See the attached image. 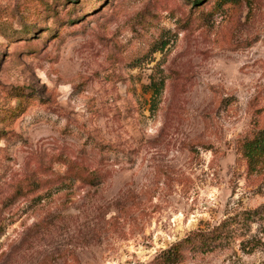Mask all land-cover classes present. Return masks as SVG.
I'll list each match as a JSON object with an SVG mask.
<instances>
[{"label": "rangeland", "instance_id": "1", "mask_svg": "<svg viewBox=\"0 0 264 264\" xmlns=\"http://www.w3.org/2000/svg\"><path fill=\"white\" fill-rule=\"evenodd\" d=\"M260 131L264 0H0V264H264Z\"/></svg>", "mask_w": 264, "mask_h": 264}, {"label": "trees", "instance_id": "2", "mask_svg": "<svg viewBox=\"0 0 264 264\" xmlns=\"http://www.w3.org/2000/svg\"><path fill=\"white\" fill-rule=\"evenodd\" d=\"M244 150L250 170L253 171L258 169V167L261 166L264 162V131H260L257 136H255L252 140L248 141L244 146ZM176 247L177 246L172 248V250L170 249L167 253H175V250H177Z\"/></svg>", "mask_w": 264, "mask_h": 264}]
</instances>
